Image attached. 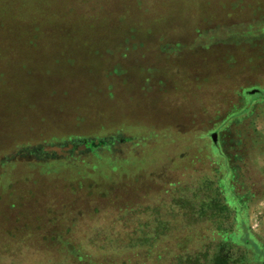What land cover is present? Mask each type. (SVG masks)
I'll list each match as a JSON object with an SVG mask.
<instances>
[{"label":"rangeland","instance_id":"obj_1","mask_svg":"<svg viewBox=\"0 0 264 264\" xmlns=\"http://www.w3.org/2000/svg\"><path fill=\"white\" fill-rule=\"evenodd\" d=\"M216 185L264 243V0H0V264H150Z\"/></svg>","mask_w":264,"mask_h":264},{"label":"trees","instance_id":"obj_2","mask_svg":"<svg viewBox=\"0 0 264 264\" xmlns=\"http://www.w3.org/2000/svg\"><path fill=\"white\" fill-rule=\"evenodd\" d=\"M247 112L246 110L245 113ZM237 173L238 168L231 169L232 189L234 183L238 182ZM207 191L197 201L181 200L180 207L183 205L187 210L182 228L191 230L199 223L201 226L197 231H189L178 238L176 249L163 252L158 248L154 250L160 234L170 228L168 223L156 220L152 225L148 223L144 226L147 229L151 226L152 233L141 240L148 243L152 250L144 254L142 259L149 260L150 264L163 261H168L169 264H264V243L258 242L247 228L243 230V234L237 233L239 224L236 212L226 203L221 186L208 187ZM239 198L244 201L243 195ZM71 256L74 263L80 264L81 256Z\"/></svg>","mask_w":264,"mask_h":264},{"label":"water","instance_id":"obj_3","mask_svg":"<svg viewBox=\"0 0 264 264\" xmlns=\"http://www.w3.org/2000/svg\"><path fill=\"white\" fill-rule=\"evenodd\" d=\"M256 91H253V92H251V94H253V93H255ZM213 139H214V141H215V136L213 135Z\"/></svg>","mask_w":264,"mask_h":264}]
</instances>
